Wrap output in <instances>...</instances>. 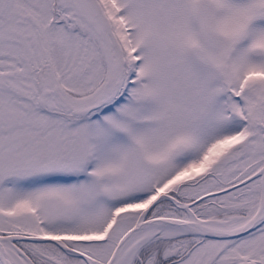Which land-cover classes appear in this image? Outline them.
<instances>
[{
    "label": "snow or ice",
    "instance_id": "1",
    "mask_svg": "<svg viewBox=\"0 0 264 264\" xmlns=\"http://www.w3.org/2000/svg\"><path fill=\"white\" fill-rule=\"evenodd\" d=\"M0 264H264V0H0Z\"/></svg>",
    "mask_w": 264,
    "mask_h": 264
}]
</instances>
